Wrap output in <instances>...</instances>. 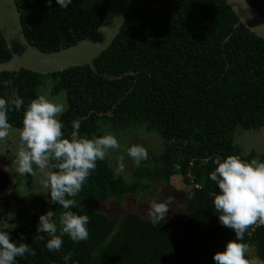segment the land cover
I'll use <instances>...</instances> for the list:
<instances>
[{
    "label": "trees",
    "instance_id": "16d2710c",
    "mask_svg": "<svg viewBox=\"0 0 264 264\" xmlns=\"http://www.w3.org/2000/svg\"><path fill=\"white\" fill-rule=\"evenodd\" d=\"M15 1L27 40L42 51H56L87 37L109 3L72 0L61 8L56 0ZM248 2L264 16V0ZM131 5L112 42L94 58L97 71L89 64L45 74L24 68L0 71V98L14 89L25 101L20 111L8 112L14 128L22 127L24 108L50 79L53 94L66 93L68 108L59 118L65 138L72 121L80 118V134L88 138L105 132L119 137L139 126L162 140L160 150L145 147L148 159L119 176L109 159L97 161L74 197L77 206L70 209L89 216L87 240L74 242L63 234L58 251L47 249L50 237L37 232L38 218L52 212L60 235L64 209L46 193L38 210L9 230L13 242L29 244L36 252L17 257L16 264H215L213 254L235 239L214 211L210 193L219 189L209 173L218 155L264 161V152H245L234 137L236 129L264 127V39L243 23L236 24L238 17L225 0H132ZM10 56L0 30V61ZM125 71L132 73L115 79L101 74ZM5 80L11 84L6 86ZM175 174L190 186L185 212L192 232L169 220L153 224L135 211L113 218L91 208L93 201H122L128 194L148 192L153 181L169 184ZM7 182L0 169V189ZM17 184L0 198V209H8L12 199L23 202ZM241 242L264 260V226L250 228Z\"/></svg>",
    "mask_w": 264,
    "mask_h": 264
},
{
    "label": "clouds",
    "instance_id": "9594fccd",
    "mask_svg": "<svg viewBox=\"0 0 264 264\" xmlns=\"http://www.w3.org/2000/svg\"><path fill=\"white\" fill-rule=\"evenodd\" d=\"M50 4L51 0H47ZM61 8H67L72 0H56ZM6 86L11 81L3 82ZM66 93L50 96L38 94L23 111L22 127L14 128L8 120L11 109L20 111L25 101L16 90H11L7 98H0V141H6L15 134L17 144L13 163L16 172L37 178L41 191L49 193L50 202L64 209L59 215L60 235H57V223L52 212L47 211L38 218L37 232L49 235L46 247L49 251H58L63 244L61 236L67 234L74 242L87 240L89 232L86 225L89 216L78 215L70 209L77 206L74 199L82 191L97 161H103L109 151L118 150L120 143L115 134L105 132L101 136H82L80 118L71 123L72 131L68 138L63 133L64 124L59 119L67 110ZM127 155L139 167L148 159L147 149L143 145L133 144L127 148ZM215 168L209 173L219 191L210 193L213 197L214 211L218 214L222 226L234 231L235 239L225 243L223 251L213 254L215 264H264V260L251 256L250 247L243 243L244 234L254 226H264V161L259 159L243 160L238 155H219L213 160ZM125 170L123 157L117 161L115 175ZM166 202H150L147 212L153 224L163 221L169 211ZM2 211V209H0ZM14 219V213L0 217V264H16L17 257L25 254L36 255L35 249L23 242H13L10 231L17 225L6 223ZM44 240V235L39 237Z\"/></svg>",
    "mask_w": 264,
    "mask_h": 264
},
{
    "label": "water",
    "instance_id": "95a60500",
    "mask_svg": "<svg viewBox=\"0 0 264 264\" xmlns=\"http://www.w3.org/2000/svg\"><path fill=\"white\" fill-rule=\"evenodd\" d=\"M225 1L238 17L236 24L243 23L251 32L264 39V16L259 14L248 0ZM131 2L132 0H109L102 21L87 37L56 51H42L27 40L16 1L0 0V30L11 54L9 59L0 61V71H18L24 68L45 74L83 64H89L94 71H97L94 58L112 42L118 33L126 14L132 8ZM125 73H132V71L116 75L101 74L115 79ZM128 91L119 97L108 114H112L117 102L126 96ZM0 169L8 177L6 186L0 189V198H2L12 193L18 178L3 158H0Z\"/></svg>",
    "mask_w": 264,
    "mask_h": 264
},
{
    "label": "rangeland",
    "instance_id": "374dc122",
    "mask_svg": "<svg viewBox=\"0 0 264 264\" xmlns=\"http://www.w3.org/2000/svg\"><path fill=\"white\" fill-rule=\"evenodd\" d=\"M51 82L50 79H45L42 86L39 87L38 94L48 93L50 96H59L63 91L53 94L51 92ZM66 103L68 105L67 97ZM234 137L238 143L243 147L244 151L254 150L258 153L264 152V127L259 129L242 130L236 129L234 132ZM120 143V148L118 150L109 151L108 156L109 163L115 168L117 167V161L120 157H123V163L125 164V170L130 172L136 165L133 163L132 159L127 155V148L133 144L143 145L144 147L153 148L160 150L162 147V140L153 131L148 132L142 127L135 126L131 127V130L123 131L122 135L116 137ZM17 138L15 134H10L6 141H0V154L2 148L9 149V156L7 157V164L14 170L20 185L21 194L22 192L25 202H16L12 199L11 207L9 209H3L1 212L2 217H5L7 213H14V219L6 220V223L17 224L20 221L25 222L26 217L30 215V212L38 210L39 203L46 193H38L41 191L37 178L27 176L22 178L16 172V167L13 163L14 150L17 144ZM28 182V187L25 188L24 183ZM23 189V191H22ZM190 186L183 183L181 176L175 174L171 177L170 183L165 184L159 181H153L151 190L148 192H138L136 194H128L122 201H118L115 198H111L105 203L99 201H93L91 208L94 210H99L105 212L108 216L117 218L121 214L128 211H135L144 218L150 219L147 215L149 210L150 202L156 200L157 202H166L169 197H174L172 203L169 204V211L164 220H169L175 225L182 227L188 232H192V226L186 219L185 210V196L189 192ZM34 193L36 196L32 197ZM33 203V204H31ZM250 256H254V249L250 248ZM256 256V255H255Z\"/></svg>",
    "mask_w": 264,
    "mask_h": 264
},
{
    "label": "crops",
    "instance_id": "0c3cea01",
    "mask_svg": "<svg viewBox=\"0 0 264 264\" xmlns=\"http://www.w3.org/2000/svg\"><path fill=\"white\" fill-rule=\"evenodd\" d=\"M9 153H10V152H9V149H8V148H6V147H5V148H2V152H1V154H0V158H3V159L7 162V160H8L7 157L9 156ZM13 171H14V170H13ZM28 184H29L28 182L24 183L25 188L28 187V186H27ZM19 189H20V194H21V188H20V185H19ZM22 191H23V189H22ZM23 194H24V193L22 192L21 197H22V199H23V202H25L24 197H23ZM36 194H37V193L32 194V195H33V197H32V202H34V201H33V198L36 196ZM16 202H17V201H16ZM31 204H33V203H31ZM10 207H11V206H10ZM10 207H9V208H10ZM9 208H8V209H9ZM2 210H3V209H2ZM2 212H3V211H2Z\"/></svg>",
    "mask_w": 264,
    "mask_h": 264
}]
</instances>
